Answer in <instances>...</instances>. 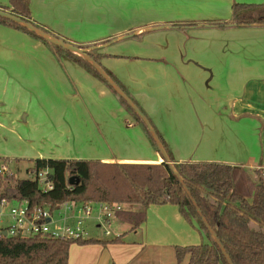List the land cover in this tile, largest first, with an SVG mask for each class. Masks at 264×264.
<instances>
[{"label": "crops", "instance_id": "0c3cea01", "mask_svg": "<svg viewBox=\"0 0 264 264\" xmlns=\"http://www.w3.org/2000/svg\"><path fill=\"white\" fill-rule=\"evenodd\" d=\"M26 1L47 32L106 54L102 66L144 110L176 162L227 163L250 173L264 167V24L216 25L231 21L234 3L264 0ZM2 157L163 162L104 82L0 23ZM146 213L134 231L115 223L122 242L73 244L68 264H189L190 253L179 261L176 248L208 242L176 205H151Z\"/></svg>", "mask_w": 264, "mask_h": 264}, {"label": "trees", "instance_id": "16d2710c", "mask_svg": "<svg viewBox=\"0 0 264 264\" xmlns=\"http://www.w3.org/2000/svg\"><path fill=\"white\" fill-rule=\"evenodd\" d=\"M0 9L39 26L33 21L32 12L26 0H9L7 5H0ZM0 23L22 30L41 40L57 55L65 53L104 82L143 127L151 143L160 153L143 120L86 59L49 43L11 20L0 17ZM255 24H264V5L234 3L231 21L216 25L228 27ZM76 46L88 48L92 45ZM89 55L102 66L101 58L106 54H100L95 49L90 51ZM103 69L139 106L117 78L104 67ZM140 109L146 115L141 107ZM157 134L198 207L221 239L234 264H264V178L259 174L256 179L248 169L227 163L176 162L170 155L165 141L158 132ZM24 160L26 159L16 161ZM9 161V158H1L0 165L9 164ZM46 169L49 170L48 177L52 181L53 189L44 192L36 177L39 172ZM72 177H74L73 184L70 183ZM3 199L28 201L31 207L47 205L53 210L59 209L63 203L69 201L122 204L126 208L117 211L116 218L130 224L133 231L145 222L146 210L151 205H176L182 215L208 239V242L200 245L178 246L176 248L178 260H182L186 253H190L189 264H228L190 196L165 160L161 163H110L95 159H30L26 177H20L15 172H0V201ZM100 242H122V235L110 241H101L94 237L80 241L39 236L2 237L0 238V264H68L70 248L73 244Z\"/></svg>", "mask_w": 264, "mask_h": 264}, {"label": "built area", "instance_id": "2783aa9c", "mask_svg": "<svg viewBox=\"0 0 264 264\" xmlns=\"http://www.w3.org/2000/svg\"><path fill=\"white\" fill-rule=\"evenodd\" d=\"M0 172H9V165L2 163ZM252 172L256 179L259 174L264 178V167H256ZM48 176L49 170L46 169L36 177L44 192L53 189ZM125 208L122 204L69 201L53 210L47 205L31 207L28 201L3 199L0 201V238L39 236L71 241L86 240L90 238L85 226L86 220L94 218L100 226L110 224L112 218H116V212ZM106 234L109 232L106 231Z\"/></svg>", "mask_w": 264, "mask_h": 264}, {"label": "water", "instance_id": "95a60500", "mask_svg": "<svg viewBox=\"0 0 264 264\" xmlns=\"http://www.w3.org/2000/svg\"><path fill=\"white\" fill-rule=\"evenodd\" d=\"M0 17L11 20L12 22L26 28L27 30H29L30 32L35 33L36 35H38L39 37L45 39L46 41H48L51 44L57 45L59 47H62L63 49L72 52L74 54H77L81 57H83L84 59H86L96 70L97 72L101 75V77L103 79L106 80V82L112 87V89L119 94V96L121 98H123L127 104L139 115V117L143 120V122L145 123V125L147 126V128L149 129L153 139L155 140L158 149L160 150V153L163 157V160L167 161V163L170 165L171 170L173 171V173L176 175V177L179 179L180 183L183 185L185 191L187 192V194L190 196L193 204L196 206L198 213L200 214L204 224L206 225V227L208 228L213 240L219 245L223 255L225 256L228 264H234L233 260L231 259L230 255L228 254L225 246L223 245L221 239L219 238V236L217 235V233L215 232V230L212 228V226L208 223L207 219L205 218V216L203 215L201 209L198 207V204L195 200V198L191 195L187 185L184 182V179L182 178V176L179 174L178 170L175 168L174 163L172 162V160L170 159L164 144L162 143V141L160 140L159 135L157 134L154 126L152 125V123L150 122V120L148 119V117L142 112V110L140 109V107L131 99V97L120 87V85H118L113 79L112 77L103 69V67L97 63V61L92 58L89 55V52L92 50H95L98 48V46H91L88 48H80L74 44L71 43H67L64 42L63 40L57 38L56 36H54L53 34L45 31L44 29H42L41 27L35 25L34 23L27 21L11 12L5 11V10H1L0 9ZM128 37V36H125ZM122 37V38H125ZM74 177H72L70 179V183L73 184ZM78 181V179H77ZM6 234V233H5Z\"/></svg>", "mask_w": 264, "mask_h": 264}, {"label": "rangeland", "instance_id": "374dc122", "mask_svg": "<svg viewBox=\"0 0 264 264\" xmlns=\"http://www.w3.org/2000/svg\"><path fill=\"white\" fill-rule=\"evenodd\" d=\"M44 146L46 148H51L53 149V143H49L47 141L44 142ZM3 158V157H2ZM30 159L31 158H26V160L22 161V162H17L15 160H10L9 163H10V166H9V172L13 173H17L18 176L20 177H26V169L27 167L29 166V162H30ZM253 175V177L255 178V175L253 174V172L251 173ZM95 214V212H93V215ZM116 218H112V220L110 221V224H101V226L99 225V221H97L96 219L94 218H90L88 220H86V223H85V226H86V230L88 231L89 233V236L92 237V236H95V237H98V238H112L118 234H120L119 230L116 229V225L115 223H119L123 226H129L128 223H125L123 221H115ZM106 231L109 232V234H106ZM77 245V243L75 244ZM80 245V244H78ZM84 245V244H82Z\"/></svg>", "mask_w": 264, "mask_h": 264}]
</instances>
